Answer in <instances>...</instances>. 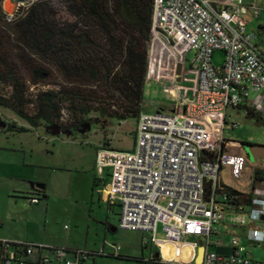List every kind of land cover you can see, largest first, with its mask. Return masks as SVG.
Here are the masks:
<instances>
[{"label": "built area", "instance_id": "2783aa9c", "mask_svg": "<svg viewBox=\"0 0 264 264\" xmlns=\"http://www.w3.org/2000/svg\"><path fill=\"white\" fill-rule=\"evenodd\" d=\"M37 1L0 0V13L14 22ZM250 6L245 0H154L147 78L167 83L174 110L142 111L132 149L97 150L96 170L101 179L106 172L110 177L99 192L119 205V227L149 233L159 246L161 231L173 244L170 264H264L237 234L227 243L212 240L219 225L229 224L245 227L254 247L264 244V185L252 189L250 204L239 202L230 209L217 194L222 167L232 165L239 174L245 163L223 151L229 109L250 107L264 116V56L257 47L259 36L248 31ZM218 51L225 55L219 66L213 62ZM164 59L174 61L172 73L165 70ZM30 200L38 203L39 197ZM185 246H190L189 258L182 260ZM114 247V253L121 250ZM90 260L87 249L0 238V264Z\"/></svg>", "mask_w": 264, "mask_h": 264}, {"label": "rangeland", "instance_id": "374dc122", "mask_svg": "<svg viewBox=\"0 0 264 264\" xmlns=\"http://www.w3.org/2000/svg\"><path fill=\"white\" fill-rule=\"evenodd\" d=\"M51 2L60 7V0ZM245 3L251 5L246 14L248 31L257 33V47L264 55V33L260 29L264 23V0H245ZM252 6L260 11L259 16ZM224 59V53L218 51L213 62L219 66ZM164 63L165 70L172 73L174 61L164 59ZM39 88L44 87H33L31 92ZM0 92L9 94L11 87L0 84ZM142 108L143 111L172 112L174 100L165 81L147 78ZM229 115L224 126L227 141L223 151L241 156L245 163L239 174L233 172L232 165H224L219 178L226 186L249 191L256 170L264 169V160L253 159L248 147L264 145V122H257L241 108H230ZM64 117L67 119L68 115L65 113ZM96 118L97 114L88 115L86 122L92 126L84 133L77 129L71 130L72 133L53 135L45 125L32 127L13 110L0 106V122L6 126L12 123L27 128L17 131L0 127V238L98 251L105 247L106 253L116 252V245L121 247L117 255L135 257L99 256L95 264H167L151 262V256L160 250L152 243L146 247L143 245V236L149 239L150 234L119 227V205L110 206L99 199L101 193L92 191L97 149L104 146L132 149L138 119H112L105 124L103 118L99 121ZM105 181L109 182L110 178ZM34 183L47 187L48 197L44 198L41 194L40 203L30 200ZM257 184L264 185V182ZM110 225L117 229H112ZM218 231L226 239L233 234L241 236L258 259L264 258V244L257 247L251 245L245 227L219 225ZM217 237L213 236V239ZM187 240L193 242L197 239L188 237ZM162 248L165 258L174 257L171 244L166 243ZM189 251L190 246H185L179 259L189 258Z\"/></svg>", "mask_w": 264, "mask_h": 264}, {"label": "trees", "instance_id": "16d2710c", "mask_svg": "<svg viewBox=\"0 0 264 264\" xmlns=\"http://www.w3.org/2000/svg\"><path fill=\"white\" fill-rule=\"evenodd\" d=\"M153 3L60 0L58 8L51 0H38L14 22H7L0 13V84L11 87L9 94L0 92V106L13 110L32 127L59 126L66 133L82 129L93 113L105 124L112 119L138 118L149 67ZM33 87L44 88L31 92ZM241 109L264 122V116L253 108ZM6 127L27 129L12 123ZM262 181L264 169L256 170L249 191L226 186L219 179L218 201L226 209L239 202L250 204L252 189ZM35 190L48 197L45 189ZM87 251L93 259H135L97 249ZM150 261L160 263L162 259L153 256Z\"/></svg>", "mask_w": 264, "mask_h": 264}, {"label": "crops", "instance_id": "0c3cea01", "mask_svg": "<svg viewBox=\"0 0 264 264\" xmlns=\"http://www.w3.org/2000/svg\"><path fill=\"white\" fill-rule=\"evenodd\" d=\"M171 94V93H170ZM172 99H173V96H172ZM174 100V99H173ZM174 104H175V101H174ZM173 110H174V108H173ZM172 110V111H173ZM146 112H153V111H146ZM98 150V149H97ZM96 156H97V151H96ZM262 159V158H261ZM95 168V169H94ZM108 173V174H107ZM92 177H93V183H92V191L93 192H95V190H97L98 192H99V189L100 188H102V186H103V184L106 182L105 180L109 177V172H106V174L104 175V178L102 177V179H101V177H100V175L98 174V172L96 171V160H95V167H93V174H92ZM110 178V177H109ZM36 181H39V180H36ZM42 182V181H41ZM46 190H47V187H45V192H46ZM100 193V192H99ZM47 194V193H46ZM32 195H34V196H37V197H39V198H41V194L38 192V191H36L35 189H34V193H32ZM31 195V196H32ZM99 199L101 200V201H103V202H106L104 199H103V197L101 196V194L99 195ZM39 203H40V201H39ZM108 203V202H107ZM108 204H110V203H108ZM110 206H112V205H110ZM222 225H229V224H222ZM114 230H116L117 228L116 227H114L113 228ZM234 235V234H233ZM214 236H218L217 238H215V239H213V237H212V240L213 241H215V242H219V241H221V242H224V243H227L228 242V240L229 239H226V238H224V237H222L221 236V234H219V231H218V234L217 235H214ZM160 240H161V245L159 246L158 244H156V243H153V242H151L148 238H146V237H144L143 236V245H145V247L147 246V245H149V243H152V244H154V245H156L157 246V248L160 250V251H158V253H156V254H153L152 256H151V259L153 258V256H157V257H159V258H161L162 259V262L164 263H167V264H170V263H168V262H166V260H167V258H165V256H164V253H163V245L164 244H166V243H168V244H171L170 242H167V240H166V238H165V236H164V234L160 231L159 232V234H158V236H157ZM194 238V237H193ZM145 239H148V241H150V242H146L145 241ZM20 240H22V239H20ZM172 245V247H173V244H171ZM57 246H63V245H57ZM64 246H66V245H64ZM67 247H72V246H67ZM162 251V252H161ZM96 260H97V258H95L94 260H92V264H95L96 263Z\"/></svg>", "mask_w": 264, "mask_h": 264}, {"label": "water", "instance_id": "95a60500", "mask_svg": "<svg viewBox=\"0 0 264 264\" xmlns=\"http://www.w3.org/2000/svg\"><path fill=\"white\" fill-rule=\"evenodd\" d=\"M178 71H180V66L178 68ZM91 124L87 123L83 126V128L80 130V132L84 133L91 128ZM0 127H6V124L4 122H0ZM48 131H50L53 135L61 134V128L59 126H50L47 128ZM249 148V155L253 157V159H258L259 157L264 160V145H251ZM33 189L43 190L45 189V184L41 183H34L32 184ZM204 248H200L199 250V260L202 258Z\"/></svg>", "mask_w": 264, "mask_h": 264}, {"label": "flooded vegetation", "instance_id": "af4514ba", "mask_svg": "<svg viewBox=\"0 0 264 264\" xmlns=\"http://www.w3.org/2000/svg\"><path fill=\"white\" fill-rule=\"evenodd\" d=\"M249 146H251V145H249ZM259 159H261L260 157H259ZM32 194V193H31Z\"/></svg>", "mask_w": 264, "mask_h": 264}]
</instances>
